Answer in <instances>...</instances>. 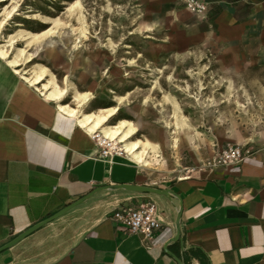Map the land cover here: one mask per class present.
<instances>
[{"label":"crops","instance_id":"0c3cea01","mask_svg":"<svg viewBox=\"0 0 264 264\" xmlns=\"http://www.w3.org/2000/svg\"><path fill=\"white\" fill-rule=\"evenodd\" d=\"M204 1L209 29L222 46L218 65L239 67L222 80L261 84L264 93V0ZM21 61L15 66L0 54V246L94 193L0 251V264H264V137L250 141L261 148L241 162L156 178L148 168L163 159L159 142L149 139V165L125 153L101 156L97 137L41 91L43 81L23 78ZM183 123L175 108L165 124L193 130ZM181 134L179 143L193 142ZM113 183L174 194L100 189ZM144 200L156 203L162 220L151 239L109 218L115 207ZM179 209L180 239L172 241Z\"/></svg>","mask_w":264,"mask_h":264},{"label":"rangeland","instance_id":"374dc122","mask_svg":"<svg viewBox=\"0 0 264 264\" xmlns=\"http://www.w3.org/2000/svg\"><path fill=\"white\" fill-rule=\"evenodd\" d=\"M50 26L56 32L41 41L16 43L32 56L21 61V72L30 76L40 62L62 87L69 78L75 89L94 94L86 110L119 106L111 124L120 118L136 124L141 117L134 138L161 144L163 159L148 168L152 176H184L211 163L228 144L257 146L250 141L264 137L261 84L222 80L239 67L218 65L220 42L207 17L191 12L185 0H0L1 43L18 28L38 32ZM73 91L64 102L76 106ZM175 108L193 130L166 126ZM180 134L193 142L177 138L174 145Z\"/></svg>","mask_w":264,"mask_h":264},{"label":"bare ground","instance_id":"6f19581e","mask_svg":"<svg viewBox=\"0 0 264 264\" xmlns=\"http://www.w3.org/2000/svg\"><path fill=\"white\" fill-rule=\"evenodd\" d=\"M77 3L79 2L76 1L71 3L68 7L70 11L75 10L76 5H78ZM7 10L8 4L3 11ZM8 16H10V12H8ZM45 19L46 21L56 25L59 23L57 18L45 17ZM54 32H56V30L51 26L41 32H32L24 28H18L15 32L9 34V37L5 40V42H0V54L3 57L8 58L12 65H19L22 59L31 60L32 56L31 53L24 47L16 46L18 40H25L26 44L29 45L31 43L41 41L45 36L53 34ZM25 73L26 72L24 71L22 72L23 78L31 81L32 83H41L43 81L40 88L41 91L46 96L57 99L61 109L77 116L81 125H83L91 133L92 137L96 136L95 133L97 132L99 133L101 140H111L112 145H114L117 150V153L113 155H122V153H125L130 155L137 162H142L145 165L150 164L149 157L150 150L153 149L152 142L148 138H134V135L138 131L136 124L132 120L126 118L120 119L116 124L109 123L110 118L118 112L119 106L106 108L100 107L96 110H86V104L90 101L89 99L94 97L93 93L89 91L81 92L75 89L74 85L69 83V78H67L66 81L67 85L62 87L57 81L55 74L49 71V69L40 62H35L33 64V68L31 70L32 77L26 75L27 73ZM71 89L74 90L73 97L76 106H73L70 103L61 102L62 99H65L67 92ZM175 139L177 144L178 140L177 138Z\"/></svg>","mask_w":264,"mask_h":264},{"label":"built area","instance_id":"2783aa9c","mask_svg":"<svg viewBox=\"0 0 264 264\" xmlns=\"http://www.w3.org/2000/svg\"><path fill=\"white\" fill-rule=\"evenodd\" d=\"M185 2L188 9L197 15H203L208 10V3L204 0H185ZM95 134L101 149V156L117 153L116 147L112 145L111 140H101L99 133L96 132ZM260 148L249 143L228 144L219 151L211 163L219 165L238 163ZM109 218L126 232L140 233L147 239L153 238L162 226L158 208L152 200H144L136 204L119 205L110 212Z\"/></svg>","mask_w":264,"mask_h":264},{"label":"water","instance_id":"95a60500","mask_svg":"<svg viewBox=\"0 0 264 264\" xmlns=\"http://www.w3.org/2000/svg\"><path fill=\"white\" fill-rule=\"evenodd\" d=\"M100 189H111V190L126 189V190H134V191H141V192H154V193H159V194H166V195H169V196L174 194L173 191L171 189H169V188H160V187H154V186H149V185L130 184V183H113V184H109V185L103 186ZM93 193H94V191L88 193L87 195L81 197L77 201L66 205L64 208H62L61 210L57 211L56 213H54L50 217H48L46 219H43V220L31 225L25 231L19 233L14 238H12L8 242H6L3 245H1L0 246V251L13 246L18 241H20L22 238L26 237L27 235L31 234L35 230L39 229L45 223H47V222L59 217L60 215L65 213L68 209L73 207L74 205L79 204V203L87 200ZM180 218H181V209L178 210V217H177V222H176L177 234L173 237L172 241L180 239V226H179Z\"/></svg>","mask_w":264,"mask_h":264},{"label":"trees","instance_id":"16d2710c","mask_svg":"<svg viewBox=\"0 0 264 264\" xmlns=\"http://www.w3.org/2000/svg\"><path fill=\"white\" fill-rule=\"evenodd\" d=\"M43 30H45V29H42V30H40V31H38V32H41V31H43Z\"/></svg>","mask_w":264,"mask_h":264}]
</instances>
